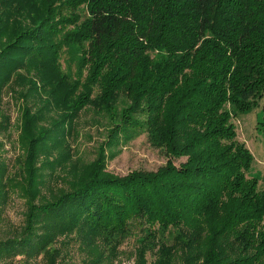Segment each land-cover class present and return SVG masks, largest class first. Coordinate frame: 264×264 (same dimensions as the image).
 I'll return each mask as SVG.
<instances>
[{
  "label": "trees",
  "instance_id": "1",
  "mask_svg": "<svg viewBox=\"0 0 264 264\" xmlns=\"http://www.w3.org/2000/svg\"><path fill=\"white\" fill-rule=\"evenodd\" d=\"M8 93L20 153L11 172L0 141V209L15 187L26 210L0 260L115 264L135 237L133 264H264V176L232 121L264 99V0H0V133ZM88 109L106 146L145 133L169 159L124 176L103 147L85 161Z\"/></svg>",
  "mask_w": 264,
  "mask_h": 264
},
{
  "label": "rangeland",
  "instance_id": "2",
  "mask_svg": "<svg viewBox=\"0 0 264 264\" xmlns=\"http://www.w3.org/2000/svg\"><path fill=\"white\" fill-rule=\"evenodd\" d=\"M74 51L78 54V51ZM61 61L64 71L67 73L76 71L78 66L76 55L75 57L73 54L63 55ZM263 104L264 99L253 109L246 112L237 111L232 117L238 140L244 142L255 157L248 176H264V129L261 127ZM21 105L22 101L20 99H17L11 93L5 94L1 109L3 112L10 114L11 124L7 132L0 133V141L4 144L1 151L2 157L7 162L11 172L15 167L17 168L15 162L20 153L18 136L20 133ZM104 121L105 119L99 118L97 113L88 109L75 122V135L72 144L76 147L77 155L85 161L93 160L99 148L103 147L108 155L107 170L124 176L137 169L157 170L169 159L163 150L150 144L145 133L126 143L120 142L115 147L106 146L105 142L108 136ZM174 160L179 164L181 161H185L186 157L174 158ZM15 177L19 180V176ZM20 194L19 189L14 187L10 193L8 203L0 209V239L8 234L10 235L15 228L24 223L26 205L25 198ZM134 243L135 237H131L121 246L123 252L119 261H116L115 264L134 263ZM69 256L77 261L82 258V254L74 246L71 247ZM149 259L153 260V257L150 255ZM22 262L23 258L20 256L0 260V264H21ZM41 262L42 260L38 258L31 263L42 264Z\"/></svg>",
  "mask_w": 264,
  "mask_h": 264
}]
</instances>
